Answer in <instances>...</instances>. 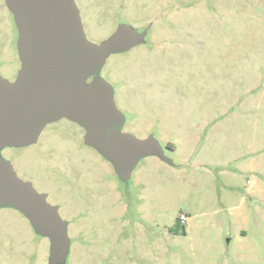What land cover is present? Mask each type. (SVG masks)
I'll return each instance as SVG.
<instances>
[{
	"label": "rangeland",
	"instance_id": "obj_1",
	"mask_svg": "<svg viewBox=\"0 0 264 264\" xmlns=\"http://www.w3.org/2000/svg\"><path fill=\"white\" fill-rule=\"evenodd\" d=\"M75 2L95 42L122 21L150 25L143 44L109 55L100 74L114 87L123 129L153 135L172 164L143 157L124 182L67 118L46 124L33 144L2 148L16 171L35 176L37 190L50 191L64 219L75 212L89 221L91 213L96 232L89 235H109L115 188L129 205L126 217L146 230L133 245L90 246L79 237L61 264H264V0ZM10 27L11 63L0 71L14 79ZM49 245L22 213L0 209V264H48Z\"/></svg>",
	"mask_w": 264,
	"mask_h": 264
},
{
	"label": "water",
	"instance_id": "obj_2",
	"mask_svg": "<svg viewBox=\"0 0 264 264\" xmlns=\"http://www.w3.org/2000/svg\"><path fill=\"white\" fill-rule=\"evenodd\" d=\"M18 30L21 67L13 81L0 76V150L37 141L44 126L61 118L79 124L93 147L126 181L139 160L156 156L171 164L153 136L123 130L114 87L101 76L109 55L144 42L147 30L119 23L105 39L86 37L75 0H5ZM22 213L49 239L48 264H61L70 249L67 221L44 193L22 179L0 154V209Z\"/></svg>",
	"mask_w": 264,
	"mask_h": 264
},
{
	"label": "flooded vegetation",
	"instance_id": "obj_3",
	"mask_svg": "<svg viewBox=\"0 0 264 264\" xmlns=\"http://www.w3.org/2000/svg\"><path fill=\"white\" fill-rule=\"evenodd\" d=\"M2 2H3V4L1 5L2 10H0V25H1L0 26V35H2V37L4 38L5 43L0 48V53H2V55H3V58L0 59V66L1 65L5 66L6 64L10 65V63H11V46H10V44H11L10 43L11 42V27L10 26L13 25L14 31H15V39H14L15 48H16L15 50H16V55L18 57V62H19L18 70L16 73V76H17L19 69L21 67V61L19 59L18 51H17L18 30H17V27L15 25L12 12L7 7L5 0H2ZM79 11H80V17L82 20V25L84 28V21L82 19L80 8H79ZM122 22H125V21H122ZM119 23H121V22H119ZM119 23H117V25ZM147 26L150 27V25H147ZM135 28L138 31L145 29V28L141 29V28H137V27H135ZM147 35H149V29L147 30L146 36ZM146 36H145V38H146ZM144 42H145V40H144ZM143 43H141V44H143ZM0 76L4 77L5 79H8L10 81H13L16 78V76H15L14 79H10L9 77L5 76L1 71H0ZM114 93H115V90H114ZM125 121H126V119H125ZM125 121H124V124H125ZM124 124H123V127H124ZM83 142H84V136H83ZM85 145H87V144H85ZM87 146H89V145H87ZM16 172H18L17 174L22 179L29 180L33 185H34V183L37 184V182L35 180L36 178L32 173H30L26 170L16 171ZM120 180H122V179H120ZM122 181H124V180H122ZM126 181H124V182H126ZM76 184L78 185L79 183L78 182L73 183L72 190L70 192V195L74 199L73 200L74 205L72 206L73 210H76L77 209V203L79 204V202L76 201L77 195L79 194V191L76 188ZM34 187H35V185H34ZM110 190L112 191V194L114 195V199L113 198L109 199V201L107 202V206L109 209L115 207L114 208L115 209L114 214H112V213L107 214V220L110 221V224L107 226L110 229L109 232L111 233V236L109 233V235H106V239L105 238L102 239L100 237L98 238V237H94V236L89 235L90 232H92V233L94 231L96 232V225H95V223H93L91 221V213L90 214L88 213L89 214L88 217L90 218L89 221L85 218L84 222H81V221H78L77 215L74 212L68 216L67 220L65 219L67 221V229L70 230V232H72L71 235H69L70 232L68 233L69 238H70V244L78 243L77 241L79 240L78 239L79 237L82 238V241H84V244L90 245V246L96 244L97 242L99 243L100 241L103 242L105 240H107L109 243H111V242L118 243L121 246H123L124 244H126V245L130 244V243H132V245H133L135 240H136L135 243L139 242L138 240L140 238V235L142 236V238L144 240L145 228L140 223L139 219L133 215L131 217H126L127 213L129 212V205H128L127 201L125 200L124 196L122 195V192L116 188L110 189ZM38 191L41 193H44L46 195V199L48 200L50 191L45 190V189L44 190H38ZM51 204L56 205L58 207V211L60 210L61 204L59 202H55V203H51ZM81 206H83V207H81V210H87V208H86L87 206H84L83 204ZM114 221L118 222V225L115 228H113V226L111 224V222H114ZM148 232H150L149 229H148ZM149 246H150V241L148 240V247Z\"/></svg>",
	"mask_w": 264,
	"mask_h": 264
},
{
	"label": "built area",
	"instance_id": "obj_4",
	"mask_svg": "<svg viewBox=\"0 0 264 264\" xmlns=\"http://www.w3.org/2000/svg\"><path fill=\"white\" fill-rule=\"evenodd\" d=\"M186 215H184V214H180L179 215V217H178V222L181 224V225H183V224H185L186 223Z\"/></svg>",
	"mask_w": 264,
	"mask_h": 264
},
{
	"label": "trees",
	"instance_id": "obj_5",
	"mask_svg": "<svg viewBox=\"0 0 264 264\" xmlns=\"http://www.w3.org/2000/svg\"><path fill=\"white\" fill-rule=\"evenodd\" d=\"M168 145H169L171 148H174V145H173V143H171V142H168Z\"/></svg>",
	"mask_w": 264,
	"mask_h": 264
},
{
	"label": "crops",
	"instance_id": "obj_6",
	"mask_svg": "<svg viewBox=\"0 0 264 264\" xmlns=\"http://www.w3.org/2000/svg\"><path fill=\"white\" fill-rule=\"evenodd\" d=\"M186 160V159H185ZM183 163H185V161H183L182 163H181V165H183ZM169 164V163H168ZM172 164V163H171Z\"/></svg>",
	"mask_w": 264,
	"mask_h": 264
}]
</instances>
